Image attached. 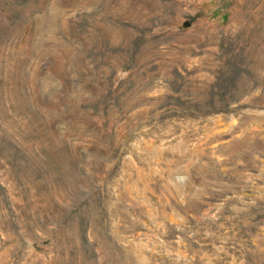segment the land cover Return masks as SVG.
<instances>
[{"label":"rangeland","instance_id":"rangeland-1","mask_svg":"<svg viewBox=\"0 0 264 264\" xmlns=\"http://www.w3.org/2000/svg\"><path fill=\"white\" fill-rule=\"evenodd\" d=\"M0 264H264V0H0Z\"/></svg>","mask_w":264,"mask_h":264}]
</instances>
